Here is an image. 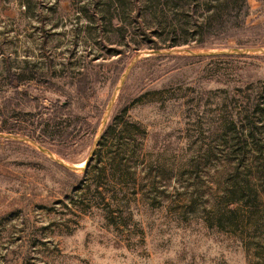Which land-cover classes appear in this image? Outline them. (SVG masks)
Instances as JSON below:
<instances>
[{
  "label": "rangeland",
  "instance_id": "rangeland-1",
  "mask_svg": "<svg viewBox=\"0 0 264 264\" xmlns=\"http://www.w3.org/2000/svg\"><path fill=\"white\" fill-rule=\"evenodd\" d=\"M108 5L0 0V133L82 166L0 136V264H264V53H155ZM245 25L181 45L264 46V0Z\"/></svg>",
  "mask_w": 264,
  "mask_h": 264
},
{
  "label": "trees",
  "instance_id": "trees-1",
  "mask_svg": "<svg viewBox=\"0 0 264 264\" xmlns=\"http://www.w3.org/2000/svg\"><path fill=\"white\" fill-rule=\"evenodd\" d=\"M108 1L109 5L103 10L106 12L112 10L107 19L110 24L112 20L119 19L117 12L124 14L132 10L134 5L136 8L143 9L145 15L157 18L154 28L161 32L165 30L166 34H170L168 46L191 42L199 46H207L212 45L215 39L225 40L236 29L246 26L245 18L250 12L247 0ZM120 21L126 24L122 19ZM4 72L8 85L14 84L20 78L19 73L11 71L9 65L4 66Z\"/></svg>",
  "mask_w": 264,
  "mask_h": 264
},
{
  "label": "water",
  "instance_id": "water-1",
  "mask_svg": "<svg viewBox=\"0 0 264 264\" xmlns=\"http://www.w3.org/2000/svg\"><path fill=\"white\" fill-rule=\"evenodd\" d=\"M154 52L155 53L174 54V55L184 54V55H191V56H212V55H217V54H229V53H241V54L252 53V54H256V53H264V46H246V47H235V48H224V49H222V48L221 49H212L211 48V49L199 50V49H197L193 46H189V45H178V46H171V47L164 48V49H159V50H156ZM142 54H145V52L138 53L136 55V57H134L133 61H135ZM116 90L114 91V94H115ZM114 94L112 95L111 101L107 107V111H108V109L112 103ZM104 119H105V117L102 120L101 126L104 124ZM0 136L17 138V139L27 141V142L31 143L33 146H35L36 148H38L40 151H42L43 153H45L49 157L55 159L58 163H60L61 165H63L64 167H66L70 170L77 171V170H80L82 168V166L79 167V166H75V165H69L68 163L61 161L52 152H50L48 149H46L43 146L35 143L30 138L17 136V135H11V134L3 135L1 133H0ZM89 161H90V158H88L87 161L85 162V165H84L85 167L87 166Z\"/></svg>",
  "mask_w": 264,
  "mask_h": 264
},
{
  "label": "crops",
  "instance_id": "crops-1",
  "mask_svg": "<svg viewBox=\"0 0 264 264\" xmlns=\"http://www.w3.org/2000/svg\"><path fill=\"white\" fill-rule=\"evenodd\" d=\"M248 5L250 7V9H255L258 8V6H260V0H247Z\"/></svg>",
  "mask_w": 264,
  "mask_h": 264
},
{
  "label": "bare ground",
  "instance_id": "bare-ground-1",
  "mask_svg": "<svg viewBox=\"0 0 264 264\" xmlns=\"http://www.w3.org/2000/svg\"><path fill=\"white\" fill-rule=\"evenodd\" d=\"M82 165V164H81Z\"/></svg>",
  "mask_w": 264,
  "mask_h": 264
}]
</instances>
